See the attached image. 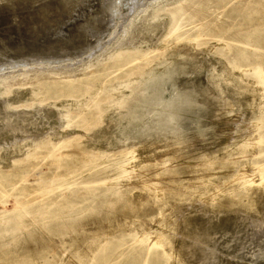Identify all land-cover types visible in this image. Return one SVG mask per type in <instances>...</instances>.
<instances>
[{
  "label": "rangeland",
  "instance_id": "obj_1",
  "mask_svg": "<svg viewBox=\"0 0 264 264\" xmlns=\"http://www.w3.org/2000/svg\"><path fill=\"white\" fill-rule=\"evenodd\" d=\"M12 1V51L110 19L109 0ZM151 13L152 41L134 35ZM125 19L80 65L0 64L3 109L44 121L0 138V264H210L206 241L217 264H264V0H144Z\"/></svg>",
  "mask_w": 264,
  "mask_h": 264
},
{
  "label": "bare ground",
  "instance_id": "obj_2",
  "mask_svg": "<svg viewBox=\"0 0 264 264\" xmlns=\"http://www.w3.org/2000/svg\"><path fill=\"white\" fill-rule=\"evenodd\" d=\"M8 1L9 0H0V13H2V15H0V26L2 27V29L5 26H7V25H9V27H11L10 24L12 25V23H13V22L10 21V20H12L10 15H14L13 14L14 13L13 9L15 7L12 8L11 12H13V13H11L10 12L11 8L9 7V6H11V3H10V5L7 4V3H9ZM14 1H12V2H14ZM18 1L19 2L16 1V3H21V2L23 3V1H26V0H18ZM31 1H33V0H30V2ZM34 1H36V0H34ZM51 1L52 2H49V0H48L47 1L48 3L45 2L47 4H45L44 7L42 5V8H44V11L38 13L40 16L41 15L44 16L45 15L44 13H47V12H50V11L52 12V9L55 8V6L59 8V5L62 2L66 1V0H51ZM67 1H69V0H67ZM143 1L144 0H109L108 2H106L107 4L104 7L105 12H108L109 16H110V19H109L108 22L107 21H103L102 27L98 26L96 28H93L92 22H96V18L92 19V17H91L90 18L91 21H89L87 19L86 20V24H78V23H76L74 25V28L69 31L71 33L68 34L69 36L67 38H60V37H58L59 34H57L56 36L54 35L55 37H52L53 36L52 32H53L54 29H53V27H48L47 26L44 29L40 30V33H41V31H43L48 36V37H43V39H41V40L45 39V41L42 42V43L34 44L35 43L33 41L34 39L33 40H31V39L35 38L36 35L34 33H31L32 35H28L26 38L21 40V42L18 44L19 46L17 48H15L13 51L9 50L6 46H1L0 45V52H3V54L6 55V56L0 55V64H3L4 67L10 68V67H16V66H19V65L26 66V65H29V64H35L36 65V64H45V63L46 64L62 63L63 61L64 62H66V61L68 62L66 65L74 66V64H73L74 60L76 61V64L78 62L79 63H81V62L85 63L87 60L89 61L90 58H92L99 51H101L103 49V47L107 43L111 42L114 39L115 35L118 33V31H120L122 29V27L126 24V22H123L121 27L117 31H115L116 33L114 32L112 34V32L114 31L113 29H116L118 27L120 21H122V20L125 21L126 20L125 18H129L130 15H132L134 12H136L137 9L143 5ZM156 1H158V0H156ZM30 2L28 1L29 4H30ZM71 2L74 3V0L73 1L71 0ZM63 4L67 5L66 2L63 3ZM49 5L53 6V7L52 8L51 7L48 8ZM69 5H72V4H69ZM58 8H56V9H58ZM65 8H66V6H65ZM68 8H70V7H68ZM68 8L66 9L67 10L66 12H68V14H69L70 9H68ZM28 9H30V8H28ZM56 9H55V12H58V10L56 11ZM63 9L61 10L62 12H63ZM41 10H43V9H41ZM6 11H7V13L10 12V15L7 16V17H6V15L3 16L4 14H6ZM27 11L24 10L23 11L24 13L20 14V16H19L18 11H17V14H18L19 17H22V16L25 17L26 15L33 13V12L30 13V12H27ZM33 11H34V9H33ZM59 12H60V10H59ZM74 12H75V10H74ZM15 13H16V11H15ZM35 13H36V11H35ZM153 13H151L150 16L146 15V17L140 21V23L137 25V28H136L138 31L135 30V34L134 35L138 36V32L147 31L146 33H144V34H146L145 37H147L151 41H152V39H155L157 37V35H159V33L162 31L161 29H163L162 28L163 27V22L161 20L160 21L158 20V17L156 15V13L155 14H153ZM38 14H35V15L39 16ZM60 15L62 17V15H64V13L60 12ZM46 17L47 16L43 17V19H45ZM12 18H13V16H12ZM27 18H29V17H27ZM62 18H65V15ZM28 20H26V21H28ZM41 20H42V18H41ZM97 20L100 21V19H98V18H97ZM13 21L15 22V19ZM26 21H23V22H26ZM29 23H30V21H29ZM31 23H30V26H31ZM13 25H15V24L13 23ZM16 27H17V25H16ZM26 27L28 29L33 30V31H34V28H36L34 26L29 28V25L28 26L26 25ZM50 31H52L51 34H49ZM95 32L98 35L101 34V36H104L103 40L99 39V40L95 41L94 43L87 41V38L89 36H91L92 34H94ZM77 39H79L78 40L79 42H75V40H77ZM139 39L140 38L138 37L136 40H132V41L133 42L134 41L137 42V41H139ZM35 40H37V39H35ZM69 44L72 45V46L75 45L76 46L75 49H70V46H68ZM7 55H9V57H7ZM77 58H80V59L78 60ZM3 106H4V102L0 101V138H2L3 140L4 139L5 140H11V139H14L16 136H18V133L16 132V130H18V129L15 128L16 127L15 125L21 119H22L23 122H21L20 125L23 124L25 126L26 125H31V126L32 125H36V124H39L40 121L44 123V121H42L41 119L38 120V118H40L42 116H40L37 113H35L34 115H29V114L17 115V117L10 116L11 114L7 113V111H9V110H6L7 108L3 109ZM4 113H5V115H3ZM11 113H12V111H11ZM12 114L14 115V113H12ZM47 114H48V116L50 115V113H47ZM51 114H55V113H51ZM50 127L53 128L52 126H50ZM133 208H134V206H133ZM252 223H254V224H252ZM249 224H251L250 226L252 227V230H253V232L251 234L252 238H250V239L252 240L254 238L255 241H256L257 238H259V237L262 238L259 241V244L258 243L257 244L261 248H264V221H259V222L251 221ZM224 225H225V229L223 228ZM224 225H223V227L221 226L222 228L220 227L221 229H223L222 235H224V236H227V234H230L231 232H233L236 229V227L238 228V226H239V225L232 226L233 224L232 225L224 224ZM205 230L207 232V228ZM213 230L216 231V228L215 229L213 228ZM249 231H247V232H249ZM203 234H206V233H203ZM232 238H234V236H232ZM250 239H249V241H251ZM205 244H204V247H205L204 250L206 249V252H204V253H206L205 256H208L207 257V261L210 262V264L211 263H216L215 260H218L219 262H221L220 261V257L221 256L220 257L218 256L219 253H222V250L219 249V246H218L219 244L216 243V242H214V243L212 242L211 243V241H206ZM195 245L196 244H194V246ZM234 246H236V244ZM253 246H255V245L253 244ZM197 247L198 246H196V249H197ZM226 249H227V251H230L232 248L229 249V246H227ZM219 250H221V252H219ZM262 251H264V250H262ZM262 251H261V253H262ZM224 254H226V253H224ZM260 259H263V257H261ZM207 261H206V263H207Z\"/></svg>",
  "mask_w": 264,
  "mask_h": 264
},
{
  "label": "water",
  "instance_id": "obj_3",
  "mask_svg": "<svg viewBox=\"0 0 264 264\" xmlns=\"http://www.w3.org/2000/svg\"><path fill=\"white\" fill-rule=\"evenodd\" d=\"M59 29H60V24H58V25H57V28L53 31V35L56 36V35L59 33V31H58ZM69 31H70V30H69ZM68 33H71V32H68ZM73 33H74V32H73ZM73 33H72V34H73ZM72 34H71V35H72ZM42 39H43V38H42ZM44 41H45V39H44V40H37V42H35L34 44L42 43V42H44ZM81 63H82V62H81ZM81 63L78 62L77 64H76V63H75V64H76V65H78V64L80 65ZM75 64H74V66H75ZM21 66H23V65H21ZM67 66H69V67H73V66H70V65H67Z\"/></svg>",
  "mask_w": 264,
  "mask_h": 264
}]
</instances>
